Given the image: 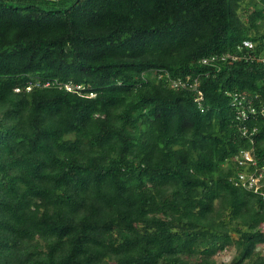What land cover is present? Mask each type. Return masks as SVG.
Returning <instances> with one entry per match:
<instances>
[{
	"label": "trees",
	"instance_id": "1",
	"mask_svg": "<svg viewBox=\"0 0 264 264\" xmlns=\"http://www.w3.org/2000/svg\"><path fill=\"white\" fill-rule=\"evenodd\" d=\"M244 39L264 0H0V264H264L230 180L264 158V64L202 62ZM54 80L82 88L25 90Z\"/></svg>",
	"mask_w": 264,
	"mask_h": 264
},
{
	"label": "built area",
	"instance_id": "2",
	"mask_svg": "<svg viewBox=\"0 0 264 264\" xmlns=\"http://www.w3.org/2000/svg\"><path fill=\"white\" fill-rule=\"evenodd\" d=\"M254 41L251 39H244L240 44L237 45L238 52H226L220 55L213 54L211 56H207L202 59V62L207 63L216 69L220 67V62H224L226 60L237 61V60H245V61H254L257 60L264 64V54L254 55L252 49L254 47ZM236 50V51H237ZM41 85L43 87L55 86L59 89L63 88L70 92L80 93V89L82 88L81 84H75L72 82H59L57 80L54 81H44L42 84L38 82H28L25 86V90H30L32 85ZM193 87L198 85L197 81L192 83ZM15 91H19V88H14ZM94 93L90 92L88 96H93ZM202 97V92L198 91L195 99H200ZM257 96L246 97V96H233L232 103L236 106V119L243 122L247 119L249 114L255 113H263L262 108H257L253 100ZM239 129L242 131V134H245L244 126H240ZM233 160H236L238 164L245 165V168L251 167L252 169L248 170L250 172L240 171L235 175L230 177V180L234 185H241L247 189H251L255 193H263L262 188L264 186V158L259 162L257 158L253 156V154L249 150L240 151L239 154H236L232 157ZM263 178V179H262ZM264 250V249H263Z\"/></svg>",
	"mask_w": 264,
	"mask_h": 264
},
{
	"label": "rangeland",
	"instance_id": "3",
	"mask_svg": "<svg viewBox=\"0 0 264 264\" xmlns=\"http://www.w3.org/2000/svg\"><path fill=\"white\" fill-rule=\"evenodd\" d=\"M230 254H231V252H229V251H227V250H223V251H221V252H219L218 253V259H225V260H227V259H229V257H230Z\"/></svg>",
	"mask_w": 264,
	"mask_h": 264
}]
</instances>
